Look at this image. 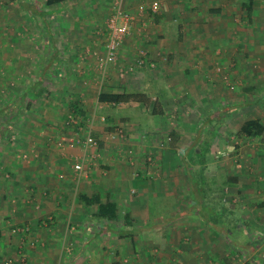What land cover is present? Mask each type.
Listing matches in <instances>:
<instances>
[{"label":"rangeland","instance_id":"374dc122","mask_svg":"<svg viewBox=\"0 0 264 264\" xmlns=\"http://www.w3.org/2000/svg\"><path fill=\"white\" fill-rule=\"evenodd\" d=\"M27 2L35 3L41 11L53 8L51 13L44 16L49 23V30L43 21H36L30 16L25 8ZM46 2L47 0H0V130L4 131V135L0 136V172L5 166L11 168L4 173L7 197L13 196L10 193L17 189L16 197L22 196L25 199L23 205L32 203L35 211L42 206L37 198L41 195L36 197V183L28 181L29 179L20 180L18 171L12 168V165L19 164V168L23 167L21 171H26L28 164L38 165L39 160L43 161L40 158L45 150L46 154H43L47 158L50 154L58 156L57 153H65L63 155L71 160L70 165L75 171L74 165L84 155L80 136H86L89 123L93 124V140L97 139L98 143L88 148L87 170L100 166L101 160L106 157L111 159L109 155L112 157L113 149L123 146L129 138V127L124 114L130 108L128 105H120L121 108H104L98 105L95 100L99 92L138 91L139 89L132 88L140 86L138 80H141L145 73L158 75L161 73L160 67L164 68L172 62L173 68L165 73L168 72V78L170 76L172 79L173 76L177 80L178 85H174L176 89L173 93V96H176L177 90L180 91L179 88L189 82L184 79V57L190 52L197 53V49L203 52L204 47L200 44L206 45L188 23L192 21L195 13H202L204 16L210 14L207 10L197 12L192 8H184L179 3L176 5L173 0H65L51 7H47ZM155 2L158 3L156 10ZM228 3L229 9L224 12L213 11L212 14L218 15L220 24L228 31V41H218L215 46L219 43L216 48L217 56H228L230 70L227 69L229 66L221 61L222 57H217L216 66L213 67L214 77L204 79L202 77L205 75L199 76L201 83L208 82L209 86L203 91H198L196 97L193 96L197 101L191 97L193 89L190 85L178 92L179 98L172 96L165 103L168 111L165 118L168 122H173L170 126L174 127L175 123L176 127H181V121L183 130L187 131L180 141V151H176L182 157L185 167L183 174H186L183 175L186 180H183V188L179 189L178 202L174 203L177 205L176 211L201 210L200 205L192 203L196 190L193 189L194 184H191V177L197 179L198 190L208 189L210 198L217 200L212 203L214 206L218 207L223 201L229 207H241L254 212L264 206V187L254 183L257 187L256 196H259L254 202L258 203L257 207H253L250 201H241L239 204L242 196L230 186L225 187L221 177V174L228 173L230 168L241 166L238 155L227 149L231 145L229 140L235 147L238 146L237 142L240 143L239 146L242 145L244 139L251 147L253 144L262 145V139L264 142V138L253 141L247 136L241 139L237 135L244 121L259 115L260 109L264 112V105L261 107L260 104V101H264V85L260 89V84L256 86L257 82L264 83V78L260 80L248 73L236 72V66H260L258 58H253L259 35L258 28L254 26L255 16L250 20L247 10L239 8L237 2L234 5ZM256 3L260 7L259 0ZM258 11L264 17V8H259ZM159 15H162L161 19L157 18ZM184 21L186 26H180ZM126 23V30L117 33L119 43L115 60L105 62L114 31ZM239 33L245 37V43L234 41V35ZM240 45L245 46L242 54L247 56L237 62ZM151 54L157 55L158 59L152 58ZM232 69L235 73H232ZM152 76L156 78L155 75ZM31 85L34 88L28 91ZM39 88L42 92L35 94ZM186 96L190 98L186 100ZM72 98H77L86 116L90 117L88 123L80 128L75 122L79 119L74 115L72 118L70 116L73 114L70 109ZM154 105L153 102L152 109ZM213 115H216L217 119H213ZM168 124L166 126L169 127ZM197 126L200 133L202 132L199 142L211 144L210 151L201 154L202 157L197 156L196 151L192 153L189 150L192 141L190 136ZM168 131L169 129H163L158 141L159 146L169 147ZM38 138L41 139L38 141ZM194 140L198 141L197 138ZM235 147L234 149H237ZM177 153L175 154L178 156ZM149 157L147 156L146 160L152 161ZM48 159H53V156ZM202 173L207 177L204 182L199 177ZM247 180L251 181L249 178ZM33 191L35 195H32ZM130 193L133 192L130 190ZM22 197L17 204L20 205ZM10 199L11 197L6 200V207L0 206V227L5 226L3 221L7 220L3 218L4 213L8 212L10 206L11 209L14 208L16 199L9 202ZM48 219H52L51 216L44 221ZM8 224L10 221L6 223ZM27 225L12 223L11 231L23 239L22 241H26L31 234V231L24 233ZM244 226L251 228L243 223L241 229H244ZM260 229L258 235L264 237V227ZM250 232L251 238L257 237L253 231ZM30 243L32 247L41 244L38 239H31ZM237 254L234 257L235 263L242 264L244 259ZM10 260L7 259L6 264H12Z\"/></svg>","mask_w":264,"mask_h":264},{"label":"crops","instance_id":"0c3cea01","mask_svg":"<svg viewBox=\"0 0 264 264\" xmlns=\"http://www.w3.org/2000/svg\"><path fill=\"white\" fill-rule=\"evenodd\" d=\"M180 1L173 0L174 4L179 3L184 8H192L197 12L207 10L210 13L206 16L195 13L192 21L188 23L196 31V36L206 45L200 44L205 51L197 49V53L190 52L184 57L186 60L183 67L184 79L189 82L179 90L191 85L193 89L191 97L194 95L196 97L198 91H203L209 86L208 82L202 84L199 76L205 75L202 77L204 79L214 77L213 67L216 66L217 57H222L221 61L229 66L226 54L216 55L219 43L217 47L215 46L218 41L221 43L228 41L226 37L228 31H225L223 24H220L218 15H213L212 12H224L225 9H229L228 2L233 5L237 2L238 7L244 9L245 0ZM256 1L254 0L253 4L255 17H252L254 26L258 28L259 39L253 51V58H258L260 66H248L249 68L236 66L238 70L236 72L237 74L248 73L262 80L264 78V67H261L264 65V17L258 9L264 8V0H259L260 7L257 6ZM157 18L161 19L162 15ZM184 25L186 26L185 21L184 24H180V26ZM233 39L241 43L246 42L241 33L234 35ZM244 47L241 45L238 47L240 56H237V62L247 56L242 54ZM175 56L177 58V55ZM151 57L158 59L154 54H151ZM171 65L173 66L172 62L164 68L160 67L161 73L158 75L151 73L156 78L145 73L143 79L138 80L140 86L136 85L137 87L132 89H139V92L146 93L152 100L150 106L128 105L130 109L124 114L129 127L128 140L120 148L113 149L111 152L113 158L109 155L111 159L107 157L102 159L100 166L95 165L94 169L87 170L86 167L80 180L73 166L70 165L71 160L63 155L65 153H57L58 156L50 154L53 159L49 160L50 156L45 157L44 150L40 158L43 161L39 160L40 163L35 164L36 166L28 164L26 171H21L23 167L19 168V164L12 165V168L18 171L20 180L35 181L36 197L41 195L37 198L42 206L35 211L32 203L22 204L25 202L22 196L19 197L20 199L22 197L20 205L17 204L19 202V198L16 197L17 189L12 190L10 194L13 196L10 197L14 201L16 199V202L13 204V209L10 206L8 212H3L5 214L3 218L7 220L3 221L5 226L0 227V264H6L7 259H11L12 264H236L234 257L237 253L244 259L242 264L247 262L264 264V237L258 235L261 232L260 228L264 227V206L257 212L246 211L238 206L237 209L232 208L223 201L220 203L218 201V207L214 206L212 203L217 200L214 197L210 198L208 189L198 190L197 179L191 177V184L195 185L193 189L196 190L192 203L200 205L201 210L199 212L189 209L184 212L181 209L175 210L179 189L183 188V180L186 176L183 174L185 167H183L182 157L177 152L180 151L183 134L187 131L183 130L181 121V127H176L175 123L174 127H171L173 122H168L165 118L168 112L165 103L173 96L175 84L178 85L173 76L172 80L170 76L168 78V72L165 73L166 70L173 68ZM167 67L169 68L166 69ZM227 69L230 70V66ZM232 73H235L234 69ZM187 76H193V78L188 79ZM262 82L256 83V86L260 84L259 89L263 88ZM252 89L253 87L250 90ZM180 91L177 90L176 96L173 97L179 98ZM202 96L199 97L200 100ZM195 97L192 99L197 101ZM188 98L190 96H186V100ZM155 101L161 104L164 110L163 115L155 114L151 108ZM95 102L104 108L115 107L99 103L98 96ZM260 102L263 107L264 101ZM119 108H121L120 105ZM260 112L259 115L251 118L260 119L263 122L264 112L261 109ZM216 117V115L212 116L213 119H217ZM163 129H169L168 133L175 131L179 135L177 148H172L170 145L165 148L159 146L158 141ZM201 133L197 126L190 136L192 141H189L190 152L196 151V155L200 157L211 149L209 142L204 144L199 142ZM3 135L4 131L0 130V136ZM238 137L244 139L246 135H238ZM195 138L198 141H195ZM259 138L264 137L250 139L257 141ZM246 141L244 139V143L240 146L237 142L238 146L235 147L229 140L231 145L227 149L232 154L238 155L241 166L230 168L228 173H222L221 177L225 187L230 186L242 196L243 199L239 200V204L241 201H250L253 207H257L258 203L254 202L259 196H256L257 187L254 183L264 187V142L262 139V145L253 144L251 147ZM147 156H150L152 161L146 160ZM7 169L11 168L5 166L0 172V206L4 207H6V200L10 198L7 197L5 190L4 173ZM199 177L203 182L207 180L204 173ZM130 190L133 193H130ZM32 195H35L34 191ZM11 199L9 202L13 201ZM98 200L103 203H116L118 208L116 216L101 217ZM168 203L172 204L169 206ZM206 214L209 215L206 216ZM50 216L52 219L45 222L44 219ZM9 221L10 224L6 225ZM12 223L30 225L31 234L28 236L30 239L22 241L23 239L13 234ZM243 223L251 228L247 229L244 226V229H241ZM250 231H253L258 238H251ZM31 239H38L41 244L32 247Z\"/></svg>","mask_w":264,"mask_h":264},{"label":"trees","instance_id":"16d2710c","mask_svg":"<svg viewBox=\"0 0 264 264\" xmlns=\"http://www.w3.org/2000/svg\"><path fill=\"white\" fill-rule=\"evenodd\" d=\"M65 0H47L46 2V6L47 7H51L54 6L57 3H61ZM253 4H254V0H245L244 2V10H247V14L250 20H252V16H253ZM25 8L27 10V12L30 14V16L35 19L36 21H43L44 25L46 27L47 30H49L48 28V21L47 19H45V15H47L48 13L52 12L53 8H50L48 10L45 11H41L40 9H38L37 5L35 3H25ZM39 83V82H38ZM33 87H29L28 91L33 89ZM38 92H42V89H38L35 91V94ZM150 101L151 98L143 92H139V91H129V90H123V91H101L98 94V102L102 103V104H107V105H111V106H119V105H129V104H140V105H145L147 107H149L150 105ZM154 108L153 111H155V114H160L163 115L164 114V110L162 109V106L159 102L155 101L154 102ZM70 109L72 110L71 112H73V114H71V118L73 117V115L79 119V121H77L76 125L78 128H80L81 126H85L88 123V120L90 119V117L88 118V116H86V113L84 111V109L80 106L79 101L77 100V98L71 100L70 102ZM108 120H110V118H107ZM70 120V119H69ZM87 120V121H86ZM86 121V122H85ZM91 123L88 124L89 127V132L90 135L93 136V126ZM237 135H246L248 138H254V137H263L264 136V124L260 119H256V118H250L246 121H244L242 123V125L240 126L239 130L237 131ZM82 141L85 140L86 136H80ZM95 141L98 143L97 139H95ZM179 141V135L175 132V131H171L170 133V146L172 148H177V142ZM206 154V153H205ZM89 201V200H88ZM99 202V215L101 217H109V218H113L116 216V213L118 211L117 208V204L116 203H112V202ZM207 212H210L209 210H206ZM31 228L29 227V225L26 226V230H24L25 232H30ZM245 264H250L249 262L245 263Z\"/></svg>","mask_w":264,"mask_h":264},{"label":"built area","instance_id":"2783aa9c","mask_svg":"<svg viewBox=\"0 0 264 264\" xmlns=\"http://www.w3.org/2000/svg\"><path fill=\"white\" fill-rule=\"evenodd\" d=\"M153 8V7H152ZM158 8V3L155 2L154 3V10H156ZM126 26L127 23L125 25H122L119 30H115L114 31V36L111 39V42H109L108 45V53H107V57L105 59V62H110V61H114L115 60V56H116V51H117V45H118V35L117 33L119 32H124L126 30ZM77 123V121H75ZM93 126V124H92ZM91 126V127H92ZM81 143L83 144L82 149L84 151V155L83 157L80 159L79 162H77L74 165L75 171H76V175L78 179H80V176L82 175V173L85 171V167L87 165V152H88V148L92 147L93 145H95L97 142L93 140L92 135H90V132L88 131L86 134V138L84 141H81ZM11 262V261H10Z\"/></svg>","mask_w":264,"mask_h":264}]
</instances>
